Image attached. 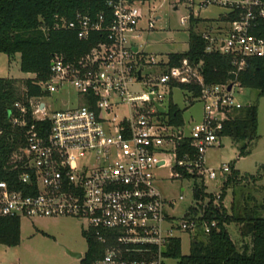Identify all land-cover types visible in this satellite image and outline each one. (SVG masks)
Instances as JSON below:
<instances>
[{
	"label": "built area",
	"instance_id": "built-area-1",
	"mask_svg": "<svg viewBox=\"0 0 264 264\" xmlns=\"http://www.w3.org/2000/svg\"><path fill=\"white\" fill-rule=\"evenodd\" d=\"M161 1L105 0L107 12H78L69 21L56 16L51 29L70 31L91 49L73 61L55 55L42 84L46 96L30 100V117L21 103L9 115L19 140L9 165L18 175L11 182L0 180V218L84 221L87 239H94L102 253L91 264H166L178 233L208 235L218 228L216 221L205 218L207 209L181 219L170 215L168 209L176 202L164 198L155 172L177 166L198 176L205 194L214 197V204L220 202L223 193H210L209 186L224 188L232 169L226 164L219 171L208 168L206 153L221 146L223 123L245 105L237 98L238 84L230 91V83L206 84L201 64L184 59L172 67L169 57L144 60L141 46L131 39L155 29L162 19L155 4ZM178 1L190 13L182 24H193L196 12L209 7L229 11L212 33L198 34L207 53L232 58L235 74L250 59L264 58V38L254 33L264 20V0ZM177 5L173 3L175 10ZM145 69L157 73L145 74ZM181 85L200 87L198 100L204 106L203 120L190 137L167 135L159 118L158 106L167 113L163 90L172 93ZM65 90L76 93L71 107L55 110L45 102ZM181 144L193 153L179 159ZM170 151L174 166L166 158ZM205 200L209 207L211 198Z\"/></svg>",
	"mask_w": 264,
	"mask_h": 264
},
{
	"label": "trees",
	"instance_id": "trees-1",
	"mask_svg": "<svg viewBox=\"0 0 264 264\" xmlns=\"http://www.w3.org/2000/svg\"><path fill=\"white\" fill-rule=\"evenodd\" d=\"M91 15L107 12L105 0H0V53L8 56L20 55V69L25 74L35 76L33 80L23 82L25 91L19 94L16 82L12 79H0V180H16L18 173L10 169V158L18 148V138L12 133L9 115L16 103H21L27 109L30 117V100L46 96L42 84L50 76V65L55 55H64L69 60L88 53L90 43L80 42L70 31L51 29L55 17L71 20L78 13ZM231 17V16H230ZM228 17V19L230 18ZM227 19V18H222ZM199 20L192 25L197 26ZM46 26L47 31L42 27ZM264 38V20H261L254 32ZM206 41L194 30L190 34V49L186 54L170 55V66H178L188 59L195 64H201L202 74L208 85L238 84L240 88L259 91L264 97V58H253L247 63L245 70L235 74L232 58L218 53H207ZM182 89L193 100L199 99L201 89L198 86L181 85ZM168 125L171 128L185 126L184 111L177 105H169ZM258 107L250 106L235 112L229 120L223 123L220 137H229L236 142L258 140ZM248 146L241 150V156L249 154ZM186 152L193 153L188 144L178 148V158L182 159ZM264 171V167L262 168ZM175 173L182 177L197 180L198 176H190L183 169L175 166ZM239 173L232 171L224 183L222 199L231 184L238 181ZM260 177H252L257 181ZM195 199L200 201L211 198L206 210V219L216 221L218 228L210 234L200 232L196 235L188 256L181 254V240H172L167 251V257L176 260L177 264H264V217L258 209L228 215L220 201L214 204V197L206 195L203 187H196ZM263 209V208H262ZM194 211L193 214H195ZM239 225L243 244L239 248L232 241L227 226ZM86 239L87 235L83 234ZM89 252L82 261L91 264L101 257L99 245L94 239H87ZM21 241V223L16 218H0V244L16 247Z\"/></svg>",
	"mask_w": 264,
	"mask_h": 264
},
{
	"label": "rangeland",
	"instance_id": "rangeland-1",
	"mask_svg": "<svg viewBox=\"0 0 264 264\" xmlns=\"http://www.w3.org/2000/svg\"><path fill=\"white\" fill-rule=\"evenodd\" d=\"M176 3L178 10L174 9ZM157 15L162 19L156 23L154 30H144L138 33L139 37L131 41L141 46L144 60L155 58L165 61L173 54H186L190 49L191 31H211L220 27V18L228 14V10L221 7H209L196 12L197 26L182 24L183 19L190 15L186 5L178 0H165L155 4ZM222 28V27H221ZM213 30V31H212ZM216 33V32H215ZM20 55L8 56L0 53V79H12L16 82L19 94L25 91L23 82L33 80L35 76L25 74L20 69ZM155 70L145 69V74L157 73ZM141 88V87H139ZM237 98L245 105L244 113L250 106L258 107V140L236 142L229 137H221V146L211 148L206 153L207 166L219 171L223 165H229L232 171L239 173L238 181L231 184L226 190L224 199L221 201L228 215L244 211L258 209L264 217V97H260L257 90L245 89L236 86ZM163 106L167 109L166 114L159 116L160 121L167 128V135L174 136L183 134L190 137L192 128L203 120L204 106L198 99L193 100L182 89L176 88L172 93L163 90ZM77 100L76 93L72 90L54 95L46 99L47 104H53L55 110L71 107ZM177 105L184 111L185 126L183 128H171L168 125L169 105ZM249 105V106H247ZM233 113L231 116H233ZM248 146L249 154L241 156V150ZM166 157L174 166L173 152ZM232 173V172H231ZM156 184L167 201H175L176 204L168 209L170 215L181 219L188 213L200 215L206 206L207 200L197 201L194 196L196 187H203L200 179L192 180L185 177L179 178L172 168L162 169L155 172ZM252 177H260L257 181ZM210 193H223V188L217 189L213 183L209 186ZM183 197L181 200L180 197ZM220 202H215L219 205ZM263 208V209H262ZM21 241L16 247H8L0 244V264H83L89 252V243L83 235L87 230L84 221L72 217L57 218H21ZM227 231L232 241L241 247L243 238L240 234L239 225L227 226ZM200 233V232H199ZM198 235V233H197ZM181 240V254L188 256L195 241V234L178 233ZM70 253H79L82 259H77ZM166 264H177L176 260H168Z\"/></svg>",
	"mask_w": 264,
	"mask_h": 264
},
{
	"label": "water",
	"instance_id": "water-1",
	"mask_svg": "<svg viewBox=\"0 0 264 264\" xmlns=\"http://www.w3.org/2000/svg\"><path fill=\"white\" fill-rule=\"evenodd\" d=\"M139 75H141V72L139 73ZM140 79H141V77H140ZM232 86H233V84H231L229 86V88H228L229 91L232 89ZM247 106H249V105H247ZM158 110H159V112L161 114H166V111H165V109L163 107L158 106ZM70 255L73 256V257H75V258H77V259H82V255L79 254V253H70Z\"/></svg>",
	"mask_w": 264,
	"mask_h": 264
}]
</instances>
